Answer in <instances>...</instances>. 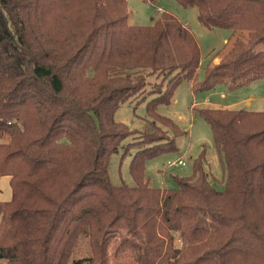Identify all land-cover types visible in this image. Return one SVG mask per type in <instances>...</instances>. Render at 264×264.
I'll use <instances>...</instances> for the list:
<instances>
[{
	"label": "trees",
	"instance_id": "trees-1",
	"mask_svg": "<svg viewBox=\"0 0 264 264\" xmlns=\"http://www.w3.org/2000/svg\"><path fill=\"white\" fill-rule=\"evenodd\" d=\"M177 2L207 29L248 32L213 54L202 80L200 44L168 11L143 26L129 23L127 0H0V178L12 189L0 264H110L117 233V252L131 250L115 264H264V111L193 108L211 127L222 188L205 151L176 188L146 178L148 161L179 154L183 132L157 108L182 82L195 93L264 82V0ZM148 95L133 137L116 112ZM120 150L134 151L133 185L111 182ZM83 241L90 254L77 258Z\"/></svg>",
	"mask_w": 264,
	"mask_h": 264
},
{
	"label": "rangeland",
	"instance_id": "rangeland-1",
	"mask_svg": "<svg viewBox=\"0 0 264 264\" xmlns=\"http://www.w3.org/2000/svg\"><path fill=\"white\" fill-rule=\"evenodd\" d=\"M130 12L129 23L131 25L148 26L153 22V18L159 11H168L184 23L196 36L202 51V64L199 69V80L204 78V65L213 57L216 52L223 54L229 50L233 42L238 39H247L248 32L232 31L226 29H207L198 21V10L196 7H183L177 0H157L150 3L148 0H127ZM227 42H229L227 44ZM213 62L218 63L220 56H214ZM147 87V94L155 90V84L160 78L152 76ZM152 96L148 95L146 102L138 103L137 100L130 101L120 107L116 112V119L126 123L131 130L138 131L133 137H138L143 128L145 120L150 119L147 113V101ZM225 107L231 109H247L251 111H264V82L256 80L248 85L230 90L225 84L217 85L212 90L195 93L192 90L191 82H182L175 90L172 101L169 105H160L157 108L158 114L170 118L183 132L175 138L179 154L174 156H160L148 161L146 165V178L152 187L161 189H172L177 187L175 177H189L193 174L195 160L205 151L206 169L213 175V184L216 188H222V170L217 151L214 146V139L210 125L194 109ZM169 125H164L163 129L169 137L173 136V130ZM131 139H127L126 143ZM134 151L123 157V150L115 154L110 164V179L115 185L123 183L133 185L130 174V163ZM183 157L186 166L182 168H168L166 162ZM12 197L10 177L0 178V201H8ZM121 244V237L116 234L110 244V264L117 262H128L127 253L117 252V247ZM179 244V240H177ZM90 254V248L86 241L81 242L76 250L75 256L82 258ZM130 262V261H129Z\"/></svg>",
	"mask_w": 264,
	"mask_h": 264
},
{
	"label": "built area",
	"instance_id": "built-area-1",
	"mask_svg": "<svg viewBox=\"0 0 264 264\" xmlns=\"http://www.w3.org/2000/svg\"><path fill=\"white\" fill-rule=\"evenodd\" d=\"M186 164L187 163L183 157H179L174 160H168L166 162V165L168 168H174V167L182 168V167H185Z\"/></svg>",
	"mask_w": 264,
	"mask_h": 264
}]
</instances>
